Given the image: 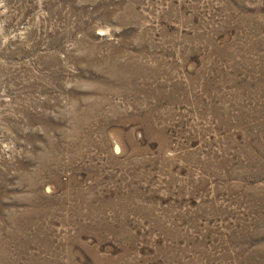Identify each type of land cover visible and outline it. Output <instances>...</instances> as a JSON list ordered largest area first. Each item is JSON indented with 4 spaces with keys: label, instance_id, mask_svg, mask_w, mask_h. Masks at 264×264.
Returning <instances> with one entry per match:
<instances>
[{
    "label": "rangeland",
    "instance_id": "obj_1",
    "mask_svg": "<svg viewBox=\"0 0 264 264\" xmlns=\"http://www.w3.org/2000/svg\"><path fill=\"white\" fill-rule=\"evenodd\" d=\"M0 30V264H264V0H0Z\"/></svg>",
    "mask_w": 264,
    "mask_h": 264
},
{
    "label": "bare ground",
    "instance_id": "obj_2",
    "mask_svg": "<svg viewBox=\"0 0 264 264\" xmlns=\"http://www.w3.org/2000/svg\"><path fill=\"white\" fill-rule=\"evenodd\" d=\"M0 33H1V30H0ZM3 38H4V37H3ZM3 38H2V39L0 38V39H1L0 42H2ZM2 44H3V43H2Z\"/></svg>",
    "mask_w": 264,
    "mask_h": 264
}]
</instances>
